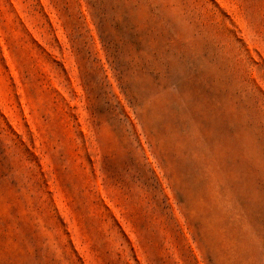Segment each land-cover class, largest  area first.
Returning <instances> with one entry per match:
<instances>
[{"label": "rangeland", "instance_id": "374dc122", "mask_svg": "<svg viewBox=\"0 0 264 264\" xmlns=\"http://www.w3.org/2000/svg\"><path fill=\"white\" fill-rule=\"evenodd\" d=\"M0 264H264V0H0Z\"/></svg>", "mask_w": 264, "mask_h": 264}]
</instances>
